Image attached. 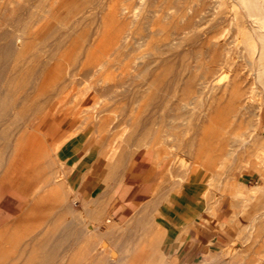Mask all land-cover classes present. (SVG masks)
<instances>
[{
  "label": "rangeland",
  "instance_id": "374dc122",
  "mask_svg": "<svg viewBox=\"0 0 264 264\" xmlns=\"http://www.w3.org/2000/svg\"><path fill=\"white\" fill-rule=\"evenodd\" d=\"M54 1L0 0V35L30 46L0 74V179L28 188L0 264H264V0H123L129 29L108 17L122 0ZM229 82L243 111L213 99ZM134 158L155 166L136 209Z\"/></svg>",
  "mask_w": 264,
  "mask_h": 264
},
{
  "label": "bare ground",
  "instance_id": "6f19581e",
  "mask_svg": "<svg viewBox=\"0 0 264 264\" xmlns=\"http://www.w3.org/2000/svg\"><path fill=\"white\" fill-rule=\"evenodd\" d=\"M55 1H57V0H55ZM54 1V3H56ZM62 1V0H61ZM64 1V0H63ZM66 1V0H65ZM105 1V0H104ZM117 1H119L120 2V0H117ZM123 1V0H122ZM121 1V2H122ZM129 1V0H128ZM131 1V0H130ZM51 2V1H50ZM72 2V1H71ZM103 0L101 1V4H103V3H105V2H103ZM119 2H117L115 5H121V3H119ZM158 2V1H157ZM53 3V5L55 6V4ZM68 3H69V1H68ZM107 4L108 3H112V2H110V0H109V2H106ZM114 3H115V0H113V4H112V6L114 5ZM119 3V4H118ZM134 2H132V4H133ZM153 3H154V1H153ZM183 3H185V2H183ZM187 3V2H186ZM100 4V3H99ZM100 4V6H102ZM123 5H125L124 4V1H123ZM150 5V4H149ZM192 5V4H191ZM253 6L252 7H256V6H254V4H252ZM54 6H52V8L54 7ZM61 6H63L62 4L59 6V7H61ZM105 7V9H106V4L104 5ZM126 6H128V4L127 5H125V9H126V13H121L122 15L124 14V16H120V14L118 13V11H120L121 9V12L123 11V8L121 7V6H117L118 7V9L117 8H112L111 6V11H110V13L108 14V17L117 25H115L116 27H122L123 29H124V27L126 28V29H129V26H127L128 25V23H129V21H131L129 18L130 17H132L131 16V14H132V12H130L129 11V9H131V8H133V6H134V4L132 5V7H131V4L129 5L130 6V8L128 9V8H126ZM3 7V6H2ZM58 7V10L60 9ZM66 7H68V6H66ZM65 7V8H66ZM120 7H121V9H120ZM153 7V6H152ZM181 7V6H180ZM186 7V6H185ZM57 8V7H56ZM61 8H63V7H61ZM108 8H109V5H108ZM107 8V9H108ZM151 8V7H150ZM154 8V7H153ZM106 9V10H107ZM124 9V10H125ZM152 9V8H151ZM183 9V8H182ZM132 10V9H131ZM52 11V10H51ZM129 11V12H128ZM135 11V10H134ZM258 11V10H257ZM131 13V14H130ZM264 14V13H263ZM50 15H52V14H50ZM103 16V15H102ZM168 16V15H167ZM175 16V15H174ZM192 16V15H191ZM260 17V16H259ZM104 18H106V17H104ZM258 18V17H257ZM142 19H145V18H142ZM178 19V18H177ZM53 20V19H52ZM107 20V19H106ZM110 20V21H111ZM150 20H151V18H150ZM172 19H170V20H168L169 22L171 21ZM259 20H260V26L261 27H263L264 28V15H262V17L261 18H259ZM54 21V20H53ZM136 21V20H135ZM138 21V20H137ZM136 21V22H137ZM140 21V20H139ZM138 21V22H139ZM146 21V20H145ZM161 21V20H160ZM173 21V20H172ZM109 22V21H108ZM137 22V23H138ZM157 21L155 20V23H156ZM185 22H186V20H185ZM217 22V21H216ZM215 22V23H216ZM142 23H143V21H142ZM146 23V22H145ZM158 23V22H157ZM177 23V22H176ZM53 24V23H52ZM135 24V23H134ZM139 24H141V21H140V23ZM149 24V23H148ZM163 24V23H162ZM175 24V23H174ZM192 24V23H191ZM50 24H48V26H49ZM130 25V24H129ZM136 26L138 25V24H135ZM167 25V24H166ZM188 25V24H187ZM189 25H190V23H189ZM189 25H188V27H189ZM47 26V25H46ZM114 26V25H113ZM140 26V25H139ZM163 26H165V25H163ZM186 26V25H185ZM193 26V25H192ZM199 26V25H198ZM51 27V26H50ZM148 27V26H147ZM162 27V26H161ZM168 27H171V26H167V28ZM188 27H187V29H188ZM191 27V26H190ZM163 28V27H162ZM165 28H166V26H165ZM175 27H173V28H170V29H174ZM45 29H46V27H45ZM155 29V28H154ZM186 29V30H187ZM194 29V28H193ZM140 30H142V29H140ZM157 30V29H156ZM262 30V29H261ZM6 32H4V34H3V31H2V35H0L1 37H0V39L1 40H3V41H5V42H3V41H1V42H3L1 45H0V74H3L4 72H6V70H7V68H6V63L8 62V61H10V58L12 57H14L15 59H17L18 57H20V56H22V55H24L26 52H27V47H29L30 48V46L28 45L29 44V36H28V34L26 33V31L25 30H23V32L21 33V34H19L22 38H23V43L22 44H20V45H15L14 44V42H13V40H12V33H13V31L14 30H12V31H9V32H7V29L5 30ZM129 31V30H128ZM134 31V30H133ZM216 31V30H215ZM1 32V31H0ZM142 32H144V31H142ZM145 32H146V30H145ZM150 32H151V30H150ZM149 32V33H150ZM131 33V32H130ZM183 33V32H182ZM190 32H188V34H189ZM31 34V33H30ZM141 34V33H140ZM143 34V33H142ZM36 35V34H35ZM34 35V36H35ZM39 35V34H38ZM132 35V34H131ZM146 35H148V34H146ZM179 35H181L180 33H179ZM142 36H144V35H142ZM204 36V35H203ZM31 37H32V35H31ZM30 37V38H31ZM35 37H33L32 39H34ZM133 38V37H132ZM147 38H149V37H147ZM157 38V37H156ZM155 38V39H156ZM180 38V37H179ZM182 38V37H181ZM180 38V39H181ZM206 38V37H205ZM210 38V37H209ZM134 39V38H133ZM167 39V38H166ZM179 39V40H180ZM193 39V38H192ZM197 40V39H196ZM31 41L32 40H30V43H31ZM34 41V40H33ZM32 41V42H33ZM143 41V40H142ZM182 41V40H181ZM186 41V40H185ZM188 41V40H187ZM195 41V40H194ZM205 41V40H204ZM210 41V40H209ZM0 42V43H1ZM149 42V41H148ZM142 43V42H141ZM147 43V42H146ZM152 43V42H151ZM162 43V42H161ZM187 44H188V42H186ZM199 44H201L200 43V41L198 42ZM203 43V42H202ZM194 44V43H193ZM197 44V43H196ZM149 45V44H148ZM159 45V44H158ZM189 45V44H188ZM191 45H192V42H191ZM198 45V44H197ZM203 45V44H202ZM205 45V44H204ZM207 45H208V43H207ZM151 46V45H150ZM192 46H194L195 47V45H192ZM200 46V45H199ZM199 46H197V48H199ZM221 43L219 42V41H211L210 42V44H209V47H210V50H213V52H217V50H219L220 48H221ZM228 46V45H227ZM141 47V46H140ZM144 47H146L145 45H144ZM153 47V46H152ZM202 47V46H201ZM207 47V46H206ZM224 47V46H223ZM196 48V49H197ZM203 48V47H202ZM214 48V49H213ZM148 49V48H147ZM152 49V48H151ZM158 49H159V46H158ZM158 49H157V51H158ZM200 49V48H199ZM224 49H226V48H224ZM223 49V50H224ZM198 50V49H197ZM202 50V49H201ZM160 51V50H159ZM197 52H199V50L197 51ZM204 52H205V50H204ZM207 52V51H206ZM219 52V51H218ZM158 53V52H157ZM161 53H162V51H161ZM194 53V52H193ZM199 53H201V51L199 52ZM155 55H156V53H154ZM202 54V53H201ZM205 54V53H204ZM215 54V53H214ZM161 55L162 54H160V57H161ZM199 55V54H198ZM201 57H202V55H201ZM200 57V58H201ZM208 57V56H207ZM212 57V58H211ZM210 58L212 59V63H215V62H218V61H220V59L219 58H215V56H211ZM154 58V57H153ZM199 58V59H200ZM205 58V57H204ZM207 59H209V58H207ZM159 60V59H158ZM210 60V59H209ZM206 61V60H205ZM222 62V61H221ZM203 63H205V62H203ZM225 63V62H224ZM144 64V63H143ZM219 64L220 63H217V64H215L216 65V67H217V65L219 66ZM149 65V64H148ZM151 65V64H150ZM214 65V66H215ZM222 65V64H221ZM226 65V64H225ZM240 67V66H239ZM204 68V67H203ZM255 68V67H254ZM153 69V68H152ZM11 70L13 71L14 69H12L11 68ZM11 70H10V72H11ZM211 70V69H210ZM140 71V72H139ZM145 71H146V68H145V66L144 67H141L140 69H138V72H139V76H141V74H143V73H145ZM211 71H213V70H211ZM210 71V72H211ZM147 72L149 73L150 71L149 70H147ZM205 72V71H204ZM215 72V71H214ZM236 72V71H235ZM212 73V72H211ZM240 73V72H239ZM238 74V73H237ZM236 75V74H235ZM248 76V75H247ZM240 77V76H239ZM238 77V78H239ZM0 78H1V76H0ZM236 78H237V76H236ZM235 79V76H234V78H233V80ZM148 81V80H147ZM263 81V80H262ZM231 82V81H230ZM229 82V84H226V85H223V86H220V84H217V85H214L213 86V99H215V98H217L216 97V95L217 94H219V93H222L223 95H231V98H232V96H234V100L236 101V105L243 111V109L245 108V105H246V103H247V97H246V95H245V92L243 91L244 90V88H241V85H238L237 83H234V82H236L235 80H234V82H232V83H230ZM238 82V81H237ZM243 83V82H242ZM139 84H136V86H138ZM2 88V87H1ZM247 88V87H246ZM4 89V88H3ZM2 89V90H3ZM248 89V88H247ZM1 90V89H0ZM3 92V91H2ZM253 92V91H252ZM254 93V92H253ZM255 93H256V91H255ZM256 96V95H255ZM254 96V94H251V96H250V98H251V100L255 97ZM0 97H2V93H1V96ZM253 100H255V98L253 99ZM0 101H2V103L4 102L3 100H1L0 99ZM259 101V100H258ZM6 103V102H5ZM260 103V102H259ZM4 104V103H3ZM3 104H1V105H3ZM5 108H6V106H8V104L5 106V104L3 105ZM3 106H1V107H3ZM0 108L1 110L2 109H5V108ZM247 107V106H246ZM7 108H9V107H7ZM260 108V107H259ZM261 109V108H260ZM259 110V109H258ZM6 111V110H5ZM5 111L4 110H2V111H0V115H3V117H5L4 115H5ZM12 111V110H11ZM1 112H4V114L2 113L1 114ZM7 113V112H6ZM15 113V112H14ZM35 113V112H34ZM12 114H13V112H12ZM38 114H40V113H38ZM258 114H260V113H258ZM42 114H40V116H41ZM11 116V115H10ZM40 116H39V118H40ZM8 117V116H7ZM12 117V116H11ZM14 117V116H13ZM0 118H2L1 116H0ZM1 120H3V119H1ZM9 120V119H8ZM1 124H2V122H1ZM2 127V126H1ZM101 127V126H100ZM102 132V131H101ZM104 132H105V130H104ZM117 144V143H116ZM110 145V144H109ZM110 146H112V143H111V145ZM115 146V145H114ZM261 146H263V145H261ZM116 147L117 146H115V147H113L112 149H111V151L109 152V158L111 159L112 157H114V155L116 154ZM110 148L111 147H109V150H110ZM263 148V147H262ZM56 150V149H55ZM264 150V149H263ZM104 152V151H103ZM106 152V151H105ZM102 154V153H101ZM106 154H107V152H106ZM264 155V154H263ZM103 156V155H102ZM258 156V155H257ZM259 158H261L263 161H264V157H261V155L259 156ZM109 159V160H110ZM113 159V158H112ZM106 160V159H105ZM108 160V161H109ZM119 160V159H118ZM50 161V160H49ZM61 167V166H60ZM111 167V166H110ZM87 180V179H86ZM183 180V179H182ZM193 180V179H192ZM212 182V181H211ZM210 183V182H209ZM213 184V183H212ZM263 189V186H261V185H255V186H253L251 189H250V193H253V194H257L259 191H261ZM183 192V191H182ZM7 227H9L8 225H7ZM164 229V228H163ZM4 231V230H3ZM161 231V230H160ZM163 233V232H162ZM165 233V232H164ZM7 236V235H6ZM10 240V239H9ZM1 246V245H0ZM52 252V251H51ZM16 253H17V251H16ZM19 254V253H18ZM51 255V254H50ZM53 255H55L54 253H53ZM52 255V256H53ZM1 256V255H0ZM55 257V256H54ZM57 257V256H56ZM60 257V256H59ZM58 257V258H59ZM1 258H2V256H1ZM57 258V259H58ZM144 258V257H143ZM16 259V258H15ZM51 259H54L53 257L51 258ZM60 259H62V258H60ZM138 261L140 260V259H137ZM3 261V260H2ZM5 261H7V260H5ZM54 262V261H53ZM55 263H56V261H55Z\"/></svg>",
  "mask_w": 264,
  "mask_h": 264
},
{
  "label": "crops",
  "instance_id": "0c3cea01",
  "mask_svg": "<svg viewBox=\"0 0 264 264\" xmlns=\"http://www.w3.org/2000/svg\"><path fill=\"white\" fill-rule=\"evenodd\" d=\"M51 129L53 135L59 133L52 125ZM154 169L152 162L144 170L137 169L134 158L130 169L124 175L123 184L130 190L127 202L134 204L135 209L150 195L151 183L155 181ZM27 189V183L20 179L7 177L0 179V229L24 212L28 201ZM112 200L115 202V214L118 216L117 198L112 197Z\"/></svg>",
  "mask_w": 264,
  "mask_h": 264
}]
</instances>
